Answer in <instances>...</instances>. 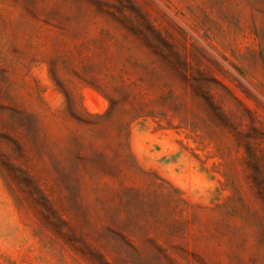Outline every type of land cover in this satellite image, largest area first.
Segmentation results:
<instances>
[{"label": "rangeland", "instance_id": "1", "mask_svg": "<svg viewBox=\"0 0 264 264\" xmlns=\"http://www.w3.org/2000/svg\"><path fill=\"white\" fill-rule=\"evenodd\" d=\"M0 264H264V0H0Z\"/></svg>", "mask_w": 264, "mask_h": 264}]
</instances>
